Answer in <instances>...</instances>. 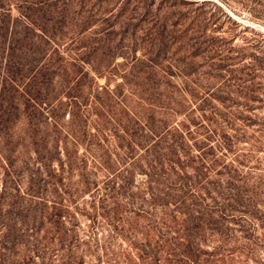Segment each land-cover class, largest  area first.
Listing matches in <instances>:
<instances>
[{
  "label": "trees",
  "instance_id": "obj_1",
  "mask_svg": "<svg viewBox=\"0 0 264 264\" xmlns=\"http://www.w3.org/2000/svg\"><path fill=\"white\" fill-rule=\"evenodd\" d=\"M162 1L0 0V264H264V188L226 161V131L253 122L230 92L249 111L260 62L226 77L245 54L208 33L214 13ZM128 60L133 95L97 85Z\"/></svg>",
  "mask_w": 264,
  "mask_h": 264
},
{
  "label": "rangeland",
  "instance_id": "obj_2",
  "mask_svg": "<svg viewBox=\"0 0 264 264\" xmlns=\"http://www.w3.org/2000/svg\"><path fill=\"white\" fill-rule=\"evenodd\" d=\"M174 1L177 2L175 6L172 5V0H163L161 2V5L163 7L162 14H171L174 12L183 16L185 15L187 19L186 21L188 22L191 20V18L199 15L202 12H207V15H209L210 13H214L215 21L212 25L213 28L209 29L208 33L210 35L223 38L229 43L228 47H231L234 51H243L245 57L242 59V62L239 59L232 60V58L235 57V52H231L229 54L230 59L226 63L227 67H225V70H227V72H223L226 77L229 76L228 74L230 71L238 69V66H241L243 63H248L251 57L250 55H255L260 62V66L255 70L254 82L257 84L254 96L255 100L250 105L251 108L249 109V111L245 110V108L243 107V98L239 97L236 92H230L232 93V97H237V100L235 101V104H233V106L230 108V111H226L233 113V115L230 114L229 116L232 118H236V115L241 114L243 115V117H250L253 122L249 125L248 123H250V120H247L248 123L236 121L232 124L233 128L226 131L231 138L230 142L234 143L232 145L234 151L232 154H229L227 156L226 161H230L234 157H237L238 161L242 162L241 164L243 165V174L249 173L250 176L253 177L251 181L257 182L259 180L262 184V187L264 188V0H192L198 1V4L203 1H207L205 7L201 8H199V5H197L196 3L184 4L186 1L188 2L191 0ZM180 1H183V3L179 4ZM118 5L119 4L114 6L113 12L116 11ZM214 6L219 8V10L215 9ZM12 14L17 15V11L15 8H12ZM72 15L73 14L71 9L69 11V17H74V15ZM187 22H184V24ZM91 23L92 24L89 25V27L91 28L89 31H86L79 36H76V34H74V36L84 40L94 37H102L101 35H92V33L99 32V30L108 28V26L110 25H114L116 29H118L119 26H123V24H126L128 22L120 17L118 19H110L108 22L101 23L92 22L91 20ZM171 23H174V20L170 19L169 24ZM181 23H183V21ZM68 31L71 30L68 29ZM129 37L130 36H123L122 38H125V41H127V38ZM116 38L118 40L121 37L117 36ZM136 57L141 58L140 51H137ZM176 60L177 58H175V61ZM115 63H125V59H123L122 57H117L114 61V64ZM129 67L130 61L128 60V63L125 66L118 67L119 72L113 76H109L107 75V73H104V75H102L101 77L94 75L93 73L92 74L94 75V79L97 85L103 87L107 86L108 89L112 91L119 84L124 94L133 95V93H135V88L129 86L125 82L122 74L123 70L127 71ZM85 70L89 71V66L87 64L85 65ZM173 71L176 72L175 69ZM172 79H174L173 82L181 86V80H178L177 78ZM135 99L136 98L134 97L133 100ZM238 102L239 104H236ZM181 118V116H177L175 118V121H179L181 120ZM65 119L67 118L65 117ZM91 125L92 122L89 121L88 126L91 127ZM203 133L204 130L202 128H198L195 133L197 139L205 137ZM31 155V152H27L25 154L22 153L21 159H29ZM25 174L26 172L23 173V175ZM102 175V172L97 171L95 173V176H90L92 178L97 177V179L100 180L102 179ZM139 179H141V177L137 176L136 181H139ZM23 183L25 182L23 181ZM81 225L83 226V228H85L86 222L82 219ZM257 233L264 234V228L258 229Z\"/></svg>",
  "mask_w": 264,
  "mask_h": 264
}]
</instances>
